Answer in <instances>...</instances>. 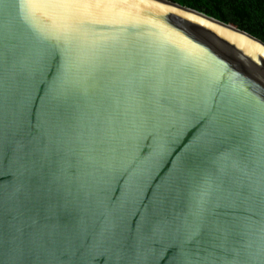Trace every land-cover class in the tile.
<instances>
[{"label": "water", "instance_id": "obj_1", "mask_svg": "<svg viewBox=\"0 0 264 264\" xmlns=\"http://www.w3.org/2000/svg\"><path fill=\"white\" fill-rule=\"evenodd\" d=\"M0 53V264H261L262 41L168 0H0Z\"/></svg>", "mask_w": 264, "mask_h": 264}, {"label": "trees", "instance_id": "obj_2", "mask_svg": "<svg viewBox=\"0 0 264 264\" xmlns=\"http://www.w3.org/2000/svg\"><path fill=\"white\" fill-rule=\"evenodd\" d=\"M189 8L264 43V0H168Z\"/></svg>", "mask_w": 264, "mask_h": 264}, {"label": "snow or ice", "instance_id": "obj_3", "mask_svg": "<svg viewBox=\"0 0 264 264\" xmlns=\"http://www.w3.org/2000/svg\"><path fill=\"white\" fill-rule=\"evenodd\" d=\"M51 4L56 7H60L64 9L66 12L73 14V15H84V9L87 8L90 4V0H49ZM2 53H0V57H2ZM228 125L225 124L224 128H227ZM223 131V129H221ZM15 196L14 193H8L6 191L0 190V205L6 203L7 201L13 199ZM29 196H34L35 199H39L41 193L39 191L35 192L34 194H29ZM254 213L251 216H247L244 219L252 220L254 219ZM51 217H49L50 219ZM240 226V218L233 217L230 220H223L220 222H216L214 224H210L208 226L207 234L209 236H215L216 234L219 235H236L238 234V228ZM18 231L23 234V229H18ZM201 231L198 230L192 233H189L185 239V243H192L197 240V237L200 236ZM260 255L262 257L261 264H264V245L261 246ZM180 264H218L217 258H215L211 253L207 256L200 255L194 256L189 253L182 252L180 258Z\"/></svg>", "mask_w": 264, "mask_h": 264}]
</instances>
